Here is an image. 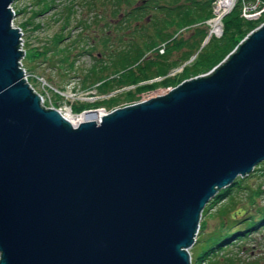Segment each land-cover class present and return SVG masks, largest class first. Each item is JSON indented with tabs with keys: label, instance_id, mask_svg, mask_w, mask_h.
Here are the masks:
<instances>
[{
	"label": "water",
	"instance_id": "1",
	"mask_svg": "<svg viewBox=\"0 0 264 264\" xmlns=\"http://www.w3.org/2000/svg\"><path fill=\"white\" fill-rule=\"evenodd\" d=\"M12 1L0 0V264H192L206 204L264 160V22L211 72L73 124L24 77Z\"/></svg>",
	"mask_w": 264,
	"mask_h": 264
},
{
	"label": "trees",
	"instance_id": "2",
	"mask_svg": "<svg viewBox=\"0 0 264 264\" xmlns=\"http://www.w3.org/2000/svg\"><path fill=\"white\" fill-rule=\"evenodd\" d=\"M52 2L54 0H39L40 10L46 12L51 8ZM102 2L104 5L113 4L110 13L117 16L116 19L111 17L110 20L108 13H98L93 20L78 19L86 29H89L93 22L97 23L95 31L98 34L96 35L98 43L88 45L98 50L95 57L100 63L91 65L85 71L83 79L87 78L90 81L83 82V86L84 88L96 86L99 91L108 93L112 89L117 91L119 87L132 84L136 86L134 89H123L124 92L119 93L120 95L111 94L108 98L94 102L72 103V109L77 111L91 106L114 107L125 100H136L138 93L142 91L176 85L184 78L203 73L220 62L251 29L264 20V15L259 20L246 19L241 15L240 8L236 6L224 16L223 35L211 37L203 43L207 35L204 22L212 15L213 0H102ZM37 11H34L32 17L22 21L23 28H28L34 16L39 14ZM21 12L22 9H19L17 14ZM71 13L70 11L64 26L70 22ZM36 26L40 25L36 24ZM192 27L194 30L191 32L193 35L191 38L182 36L181 32ZM78 36L61 47L60 43L66 36L60 31L42 49L33 45L27 47L26 59L37 64L40 59L47 61L49 52H55V55L58 53L57 55L61 56L59 60L62 64L73 69L75 67V60L72 59L73 47L84 48L83 43H78L89 38V35L83 33ZM161 47H164L163 52L160 51ZM152 51L156 55L152 56ZM176 52H180L181 57H174ZM180 64L184 66L181 72L167 75L170 69L181 66ZM65 72L64 70L63 73ZM159 75L165 77L148 82L149 79ZM242 179V176H238L233 183L221 188L206 204L202 215L215 202L229 196L235 186H241ZM251 201L254 202L255 199L251 197ZM242 220L245 221L242 226L215 235L208 246L203 247L195 258L192 254V264L193 258L199 264L200 261L209 259L213 253L224 248L234 236L238 238V235L242 236L244 232L248 234L251 229L260 224L264 225V205H259L256 211L249 213ZM226 221L221 225L223 228L228 227V230L238 223L231 222L227 225ZM201 223L202 221L200 226ZM196 240L201 242L203 238L197 237ZM219 262V259H212L208 264H219Z\"/></svg>",
	"mask_w": 264,
	"mask_h": 264
},
{
	"label": "rangeland",
	"instance_id": "3",
	"mask_svg": "<svg viewBox=\"0 0 264 264\" xmlns=\"http://www.w3.org/2000/svg\"><path fill=\"white\" fill-rule=\"evenodd\" d=\"M16 6L17 10L22 9L21 13L15 14L14 16V23L16 25H21L22 21H25L28 17H32L34 15V11L38 10L37 12L39 13L34 16L28 28H24L26 41L25 47L33 45L42 49L43 46L49 44L54 35L60 31L64 36H66V38H64V40L60 43L61 47L73 41L74 38L79 37L78 35L81 33H83V35H89L88 40L82 42L80 41L78 44L83 43L84 48H89L90 50H83L84 48L78 49L76 45V47H73L74 54L72 55V59L75 60V67L73 69L62 64L59 60V57L61 56L57 55L58 53L55 55V52H49L50 54L47 58L48 60L44 61L43 59H40L37 64L31 63L26 58L24 59L28 71L32 73L30 79L36 89L44 94L47 105H51V103H53L58 107L64 106V104L72 106V103L75 102H94L101 98H108L111 94L120 95L119 93L124 92L123 90L119 91L118 89L117 91L116 89H112L109 93L106 91L101 92L96 86H90L89 88H84L83 86V82L90 81L87 78L83 79L85 71H87L91 65L100 63L95 57L98 50L92 48L91 45H88L89 43H98V37L96 36L98 34L97 31H95L97 23L93 22L92 26L89 29H86L78 22V19L82 18L93 20L98 13H108L110 15V17L108 16L109 19L111 17L116 19L117 16H113L110 13L113 8L112 3L104 5L102 0H54L51 8H49L46 12H42L40 10L41 3H39V0H17ZM70 11L72 12L70 22L64 26L65 20ZM36 24H39L40 26L37 27ZM204 24L208 31L205 22ZM193 30V27L185 29L181 32V34L184 37L191 38L193 36L191 34ZM27 42H29V44ZM204 42L205 39L203 40V43ZM154 55L156 54L152 51V56ZM180 55V52H176L173 56L179 58L181 57ZM183 67V65L175 66L170 69L167 75H175L176 73L181 72ZM64 70L66 71L65 73H63ZM172 71L174 72L172 73ZM163 77H165V75H163L162 78ZM173 86L175 85L172 84L165 86L168 87L165 89L164 87H157L155 89L142 91L141 93H138L137 99L163 93ZM134 88L135 87H131V89ZM133 101L125 100L114 107H106L109 110ZM94 107L96 106L87 107L83 110ZM74 111L76 113L81 112L77 110ZM242 177L243 179L240 183L241 186H235L229 196L225 197L221 201L215 202L202 215L200 220V222L202 221V226H200L201 230L199 227L196 239L199 237V239L203 238V240L201 242L196 240L194 245L190 247L191 256L193 254L194 258L203 247L208 246L209 242L215 235L231 231L242 226L245 223L242 218H245V216L247 217L249 213L256 211L259 205H264V160L259 162L249 174ZM251 197L255 199L254 202L251 201ZM225 220H227V225L231 222L238 223L231 226L228 230V227L223 228L221 225ZM239 220L242 221L239 222ZM238 236V238L237 236H234L229 243L224 246V248L213 253L209 256V259L200 261L199 264H208L212 259H219V264H264V225L260 224L258 227L251 229L248 234L244 232L242 233V236ZM194 258L193 264H198L194 261Z\"/></svg>",
	"mask_w": 264,
	"mask_h": 264
},
{
	"label": "built area",
	"instance_id": "4",
	"mask_svg": "<svg viewBox=\"0 0 264 264\" xmlns=\"http://www.w3.org/2000/svg\"><path fill=\"white\" fill-rule=\"evenodd\" d=\"M16 1L17 0H13L12 3L10 4V6H11V8L15 14H17V11H18L17 6H16ZM236 6H238L240 8L241 15L243 17H245L246 19H249V20H259L264 15V0H214L213 4H212V15L209 18H207L205 21L207 28H208L207 35L205 38V42L207 40H209L211 37H221L223 35V32H224V16ZM263 22H264V20L261 23H263ZM13 25L18 26L20 28V31L22 32L21 36H20V38L22 39V40H20V43H22L20 46V49H24L25 53L20 58V66L24 70V77L30 83V85L37 92H39L36 89V87L34 86V84L32 83V81L30 79V76L32 73L30 71H28L27 66L25 65V62H24V59L26 58V48H27V47H25L26 41H25V36H24V33H25L24 28L21 25H16L14 23V19H13ZM160 51L163 52L164 47H161ZM212 69H210L206 72L200 73V74H207V73L211 72ZM173 72L174 71H172V73ZM159 79H162L161 75L156 76L154 78H151L148 81L159 80ZM135 86H136L135 84L127 85V86H123V87L118 88V90L120 91L123 89H131V87H135ZM165 88H168V87H164V89ZM171 88L172 87H170L169 89H167L163 93L167 92ZM39 93L41 95L42 104L45 105L46 107H56L58 110H60V111L62 110L64 112H66V111L70 112L72 110V106L69 104H64V106H59V107L54 105L53 103H51V105H47L46 101H45L44 94H42L41 92H39ZM149 97H151V96L141 97L140 99L134 100L133 102H136V101L142 100V99H146ZM130 103H132V102H130ZM98 109H102L105 113V112L112 110L113 108L108 110L105 105H102V106H99Z\"/></svg>",
	"mask_w": 264,
	"mask_h": 264
},
{
	"label": "bare ground",
	"instance_id": "5",
	"mask_svg": "<svg viewBox=\"0 0 264 264\" xmlns=\"http://www.w3.org/2000/svg\"><path fill=\"white\" fill-rule=\"evenodd\" d=\"M60 112L73 124H78L80 121L88 118H96L99 120V118L104 114V111L102 109H96V110L85 109L79 113H76L73 109L70 112L67 111L64 112L62 110ZM188 250L190 251V248H188Z\"/></svg>",
	"mask_w": 264,
	"mask_h": 264
}]
</instances>
